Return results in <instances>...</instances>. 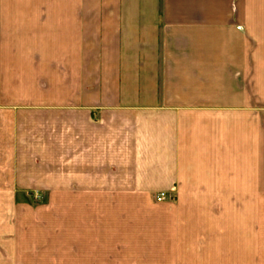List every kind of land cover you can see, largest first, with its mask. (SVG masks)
Here are the masks:
<instances>
[{
    "label": "crops",
    "instance_id": "obj_1",
    "mask_svg": "<svg viewBox=\"0 0 264 264\" xmlns=\"http://www.w3.org/2000/svg\"><path fill=\"white\" fill-rule=\"evenodd\" d=\"M0 202V264H264V0H0Z\"/></svg>",
    "mask_w": 264,
    "mask_h": 264
},
{
    "label": "rangeland",
    "instance_id": "obj_2",
    "mask_svg": "<svg viewBox=\"0 0 264 264\" xmlns=\"http://www.w3.org/2000/svg\"><path fill=\"white\" fill-rule=\"evenodd\" d=\"M31 200L29 202H27L28 205H30L33 208H36L38 206H42L41 210H37L38 212L36 213L33 211L32 215L33 216H27V224H26V228L24 229L25 231H27V242H32L34 241V235L33 238L29 240V237H31L29 235V230H31V232L34 234L37 231V237H46L47 233L50 231L49 228L46 229H41V228H37L38 226V221H40V218L45 219V221L50 222V215L48 214L49 211V207L46 206L47 202H46V193H42L39 191H34L32 193H30L28 195ZM154 202L155 201V195H154ZM18 203H5V202H0V252H1V248L3 246V243H5V247L7 249L8 244L7 242L9 241V239L15 241V243H18V237H17V233H18V226H19V218H17L16 216V210H17V205ZM34 213V214H33ZM28 214L29 211H28ZM35 215V216H34ZM41 216V217H40ZM39 217V218H38ZM114 224V222H113ZM38 225V226H37ZM108 225H112L111 221H108ZM36 228V230L34 229ZM159 238L158 239H154V243L151 241L150 245H154V247L159 248V250L157 251L160 254L164 253L168 254V256H170L172 258V260L175 259L176 256V252H175V242L172 241V239H169V242L166 243V247H168V249L166 248L164 250V239H167L169 236H173V235H164L163 233V228L160 227L159 228ZM10 233V234H9ZM141 237L140 241H139V246L138 249L135 251H131V253H136L135 255H132V258H127V256L125 257L124 255H126V252H123V257H125V261L127 263V261H129V264L132 262L133 264H159L160 262L163 261L162 257H157L153 251H151V249L146 245V243L144 242L145 240H142V236L141 234L139 235ZM191 236V235H190ZM189 236V239H190ZM17 237V238H15ZM40 239V238H39ZM158 242V243H156ZM190 246H192V248L194 247V243H190ZM130 251V250H129ZM130 254L129 252L127 253V255ZM154 256H152V255ZM191 254V253H190ZM137 258V259H136ZM191 261V260H189Z\"/></svg>",
    "mask_w": 264,
    "mask_h": 264
},
{
    "label": "built area",
    "instance_id": "obj_3",
    "mask_svg": "<svg viewBox=\"0 0 264 264\" xmlns=\"http://www.w3.org/2000/svg\"><path fill=\"white\" fill-rule=\"evenodd\" d=\"M168 200V197L165 193H158L155 195V201L156 202H163Z\"/></svg>",
    "mask_w": 264,
    "mask_h": 264
}]
</instances>
